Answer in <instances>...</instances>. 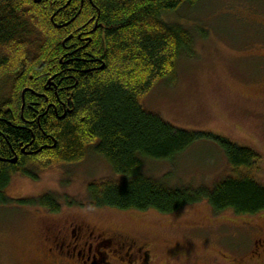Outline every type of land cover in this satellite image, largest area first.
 Masks as SVG:
<instances>
[{
    "label": "trees",
    "instance_id": "1",
    "mask_svg": "<svg viewBox=\"0 0 264 264\" xmlns=\"http://www.w3.org/2000/svg\"><path fill=\"white\" fill-rule=\"evenodd\" d=\"M199 1L0 0V206L13 202L14 174L38 181L93 148L124 177L89 185L98 208L169 215L207 202L216 214H264V185L253 175L260 153L178 129L141 102L160 82H177L182 57H195L194 33L165 16ZM203 140L223 151L231 170L212 187L144 173L147 161L173 162ZM17 202L59 210L53 194Z\"/></svg>",
    "mask_w": 264,
    "mask_h": 264
},
{
    "label": "rangeland",
    "instance_id": "2",
    "mask_svg": "<svg viewBox=\"0 0 264 264\" xmlns=\"http://www.w3.org/2000/svg\"><path fill=\"white\" fill-rule=\"evenodd\" d=\"M165 19L194 33L195 57H182L177 82H160L142 105L178 129L214 134L257 151L262 162L253 175L264 185V0H200ZM144 173L157 179L170 174L174 186L212 187L231 170L223 151L203 140L173 162L147 161ZM39 175L38 181L15 175L10 183L13 202L0 206V264H53L40 249L48 213L17 202L45 194L70 195L73 200L62 201L65 211L84 214L102 231L151 244L154 264H172L176 257L175 264L222 263L248 250L251 229L264 227V214H216L207 202L169 215L98 208L89 200V185L124 177L93 148L80 163L53 164Z\"/></svg>",
    "mask_w": 264,
    "mask_h": 264
},
{
    "label": "flooded vegetation",
    "instance_id": "3",
    "mask_svg": "<svg viewBox=\"0 0 264 264\" xmlns=\"http://www.w3.org/2000/svg\"><path fill=\"white\" fill-rule=\"evenodd\" d=\"M15 175L23 176L21 173H16L12 176V180ZM61 196V199L56 197L58 211L53 212L43 208L48 215L45 216L46 220L43 221L39 234L40 249L53 264H154L156 262V259L155 261L152 259L151 244L141 245L139 240L131 236L100 230L96 225L88 222L84 214L81 216L80 213L65 211L62 201L73 198L70 195ZM67 206L75 208L80 205ZM251 230L252 241L249 249L241 251L234 258L224 257L221 259L223 264H264V227L256 226ZM174 260L172 264L177 263L179 259L176 257Z\"/></svg>",
    "mask_w": 264,
    "mask_h": 264
}]
</instances>
